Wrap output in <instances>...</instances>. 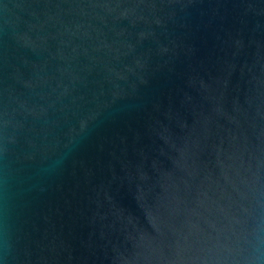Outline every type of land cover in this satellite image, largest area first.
Masks as SVG:
<instances>
[{
  "label": "water",
  "instance_id": "obj_1",
  "mask_svg": "<svg viewBox=\"0 0 264 264\" xmlns=\"http://www.w3.org/2000/svg\"><path fill=\"white\" fill-rule=\"evenodd\" d=\"M0 264H264V0H0Z\"/></svg>",
  "mask_w": 264,
  "mask_h": 264
}]
</instances>
